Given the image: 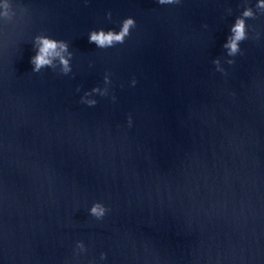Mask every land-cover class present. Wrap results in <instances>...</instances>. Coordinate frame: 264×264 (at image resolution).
Returning <instances> with one entry per match:
<instances>
[{"label": "water", "instance_id": "water-1", "mask_svg": "<svg viewBox=\"0 0 264 264\" xmlns=\"http://www.w3.org/2000/svg\"><path fill=\"white\" fill-rule=\"evenodd\" d=\"M20 2L30 25L7 52L0 35V264H70L77 241L79 264H264V17L229 66L240 0ZM129 17L123 45L88 42ZM41 31L69 43V76L32 73Z\"/></svg>", "mask_w": 264, "mask_h": 264}, {"label": "clouds", "instance_id": "clouds-1", "mask_svg": "<svg viewBox=\"0 0 264 264\" xmlns=\"http://www.w3.org/2000/svg\"><path fill=\"white\" fill-rule=\"evenodd\" d=\"M87 5L88 0H84ZM161 6L175 5L179 6L182 0H156ZM239 7L242 9L240 14L236 16L234 23L230 27V34L223 44L225 55L229 58L224 60L229 66L234 65L235 57L244 55L240 45L248 40L260 41L262 33L257 30L255 25L249 24L248 21H256L264 17V0H256L253 6L251 0H240ZM226 14L231 16L233 14L232 8H227ZM106 19L111 21L112 13L109 11L106 14ZM31 23V9L20 2V0H0V35L5 37L4 51L7 52L9 41L7 37L10 31L16 33L17 37L23 35L24 30ZM137 27L134 18H126L120 22L119 31L103 29L92 30L88 35V42L94 44L96 48L106 50L114 48L117 45H123L131 36L133 29ZM207 28V25H204ZM13 42V43H17ZM34 55L30 58L31 70L33 74H40L44 69H50L53 73L59 76H69L72 73V59L73 53L69 50V43L64 40H56L47 35L44 31L36 34L30 38ZM221 59L213 60L215 70L222 75H227L225 69L221 66ZM91 67V65H90ZM110 73H105L104 87H95L91 91L84 92L80 99V103L88 107H94L98 103L96 99H92L95 95L100 97L109 96V88L111 86ZM136 80H132V86H135ZM80 92V88L76 89ZM111 99L115 101L116 97ZM129 126H131V116L128 118ZM111 211L102 202H95L89 209V216L96 221H103L108 213ZM89 253L88 247L83 241H77L72 249V260L70 264H79L81 257H87ZM107 260V253L101 252L99 260L95 257L88 259V264H103Z\"/></svg>", "mask_w": 264, "mask_h": 264}]
</instances>
